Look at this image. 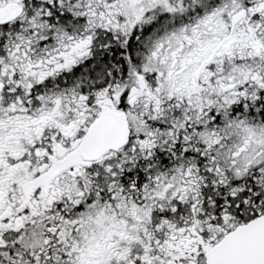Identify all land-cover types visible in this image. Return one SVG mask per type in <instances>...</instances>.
I'll list each match as a JSON object with an SVG mask.
<instances>
[{
  "label": "snow or ice",
  "instance_id": "obj_1",
  "mask_svg": "<svg viewBox=\"0 0 264 264\" xmlns=\"http://www.w3.org/2000/svg\"><path fill=\"white\" fill-rule=\"evenodd\" d=\"M0 264H264V0H0Z\"/></svg>",
  "mask_w": 264,
  "mask_h": 264
}]
</instances>
